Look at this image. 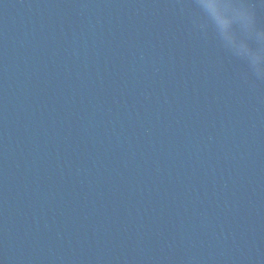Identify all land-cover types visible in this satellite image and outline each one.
I'll return each instance as SVG.
<instances>
[{
  "label": "water",
  "instance_id": "obj_1",
  "mask_svg": "<svg viewBox=\"0 0 264 264\" xmlns=\"http://www.w3.org/2000/svg\"><path fill=\"white\" fill-rule=\"evenodd\" d=\"M0 0V264H264V0Z\"/></svg>",
  "mask_w": 264,
  "mask_h": 264
},
{
  "label": "clouds",
  "instance_id": "obj_2",
  "mask_svg": "<svg viewBox=\"0 0 264 264\" xmlns=\"http://www.w3.org/2000/svg\"><path fill=\"white\" fill-rule=\"evenodd\" d=\"M217 7L216 0H209L208 8L214 10Z\"/></svg>",
  "mask_w": 264,
  "mask_h": 264
}]
</instances>
